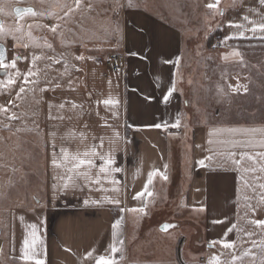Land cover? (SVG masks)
I'll return each instance as SVG.
<instances>
[{
  "label": "crops",
  "instance_id": "obj_1",
  "mask_svg": "<svg viewBox=\"0 0 264 264\" xmlns=\"http://www.w3.org/2000/svg\"><path fill=\"white\" fill-rule=\"evenodd\" d=\"M200 3L219 10L207 33L217 30L215 46L186 48L175 11L130 0H94L74 31L52 35L63 75L39 87L40 188L29 187L36 177L14 179L22 184L1 220L0 264H264V227L252 223L264 220V4ZM114 55L124 59L117 73L105 64ZM26 143L28 152L36 142ZM177 196L185 218L174 216L169 233L157 225L162 243L144 261L132 233L156 211L175 215Z\"/></svg>",
  "mask_w": 264,
  "mask_h": 264
},
{
  "label": "rangeland",
  "instance_id": "obj_2",
  "mask_svg": "<svg viewBox=\"0 0 264 264\" xmlns=\"http://www.w3.org/2000/svg\"><path fill=\"white\" fill-rule=\"evenodd\" d=\"M94 0H81L79 8L75 6L74 0H28L31 8L37 15H24L23 18H18L12 10L16 6L13 0L6 5V15H0L1 21L5 25V31L9 28L15 29L17 25L22 26L21 32H13L8 35H0V43L6 48V59L4 63L8 65L6 68H0V106L6 107V112H0V224L3 216L10 214L13 210V190L16 191L17 186L22 183L15 181L17 176H32L36 177V183L29 185L33 190L40 188V176L42 175V150L40 147L39 136V103H40V86L56 83L63 75V67L60 61V48L62 45L59 39H55L52 35H59L63 30H75L76 20L82 13H90ZM184 0H130L131 3L139 4L147 10L156 12L157 8H162L164 11H175V25L180 27L187 35L184 40V45L188 47H205L215 46L213 37L212 42L208 44V31H214L217 25L215 18L219 16L217 8H210L208 13L204 10L200 0H194L191 6L181 4ZM67 3L72 6L73 11L68 16L64 15V5ZM88 3L89 5H86ZM160 3V6H156ZM184 3V2H183ZM175 4V5H174ZM98 12L97 8L95 9ZM55 16V19L49 17ZM61 17H63L61 19ZM91 16L87 15L86 19L90 20ZM68 21L63 24L62 21ZM58 25L57 32L53 33L50 26ZM37 25H42L37 27ZM46 25V26H45ZM87 23H85L84 28ZM96 28L97 24L90 23ZM81 28V27H80ZM51 44V48L47 44ZM188 60L194 62L195 54H189L186 51ZM40 57L34 61L33 57ZM19 58V59H18ZM16 61V67L12 68L11 64ZM189 68V67H188ZM35 73L28 75L29 72ZM27 76L28 82L25 83L24 77ZM14 80L13 84H9L8 80ZM31 82V84H29ZM24 87L25 91L19 93V88ZM12 101V103H9ZM36 131L35 138L33 132ZM33 131V132H32ZM16 135V136H15ZM17 135L23 136L24 139H17ZM28 142H36L33 144V149H28ZM189 157V154H188ZM29 159L30 163L24 164ZM24 161V162H23ZM178 161L180 158L178 157ZM175 180L182 177L181 168L175 166ZM15 179V180H14ZM180 187H175V196L180 195ZM180 198L175 197V215L170 213L165 214L161 211H156L150 215L148 220L149 226L141 230L138 237V232H133V239L136 238L133 250L145 252L142 256L144 261H150L156 258L158 253L157 244L161 245L162 235L173 231V227L162 232L157 229V225L164 223L173 225L172 221L184 219L185 214L176 213ZM174 204V201H171ZM167 208L170 209V206ZM6 213V214H5ZM180 222V221H179ZM179 228L183 229L182 234L189 232L185 223H180ZM176 228V229H179ZM179 235V234H178ZM136 236V237H135ZM180 236V235H179ZM166 241V240H165Z\"/></svg>",
  "mask_w": 264,
  "mask_h": 264
},
{
  "label": "snow or ice",
  "instance_id": "obj_3",
  "mask_svg": "<svg viewBox=\"0 0 264 264\" xmlns=\"http://www.w3.org/2000/svg\"><path fill=\"white\" fill-rule=\"evenodd\" d=\"M10 2V0H0V15H6L7 14V12H6V5L8 4ZM41 2H43V0H41ZM74 2H75V6L77 7V8H79L80 7V5H81V0H74ZM219 2V0H217V3ZM260 2H261V4H264V0H260ZM215 5H213V4H209L208 5V7L209 8H213ZM64 7V15L65 16H68L69 15V13H71L72 11H73V8H72V6H70V5H68L67 3H65V5L63 6ZM25 14H30V15H32L33 17H35L36 15H37V13H35L32 9H20V8H16L15 9V15H16V17H18V18H23V16L25 15ZM49 18H51V19H55V16H52V17H49ZM244 19H247V17H244ZM42 25H37V27H41ZM46 26V25H45ZM235 27H239V25H234ZM57 28H58V25H56V24H53V25H51L50 26V30H51V32H53V33H56L57 32ZM258 28H259V30L261 31V32H264V23H261L260 25H258ZM257 30V28L256 27H254L253 29H252V31L253 32H255ZM21 32L22 31V26H20V25H17L16 26V28L13 30V29H11V28H9L8 29V31L6 32L5 31V25H4V23L3 22H0V35H8V34H10V33H13V32ZM46 44H47V42H46ZM47 47H49V48H51L52 46H51V44H47ZM234 56H238L239 55V53L238 52H233L232 53ZM40 57H33V59H34V61L36 60V59H39ZM82 58V57H81ZM19 59V58H18ZM6 67H8V65H6L5 63H4V52L3 51H0V68H6ZM11 67L12 68H15L16 67V61L14 60L13 62H12V64H11ZM35 73H33V72H29V74L28 75H34ZM24 80H25V83H27L28 82V78H27V76H25L24 77ZM8 83L9 84H13L14 83V80H12L11 78H9V80H8ZM25 91V88L24 87H20L19 88V93H23ZM172 91H174V87H173V89H171L166 95H165V97H164V100H165V102H167V100H168V98L172 95ZM9 103H12V101H9ZM104 103L105 104H110V103H114L113 101H111V100H106V101H104ZM63 105H61V107H62ZM8 109L6 108V107H4V106H0V112H6ZM179 124H180V121H179V119H177V121H176V123L173 125V127H178L179 126ZM156 127H158V128H160V127H163V128H167V124H163V125H160V124H157V125H155ZM249 159H252V157H249ZM235 162V161H234ZM55 163V162H54ZM80 163L81 164H83L84 163V161H80ZM109 163H111V161H109ZM200 163L201 164H203V161H200ZM101 171H103V168L101 169ZM260 171H262V172H264V167H261V169H260ZM157 173H151L150 175H149V177H148V183H151L152 182V177L154 176V175H156ZM163 179H167V176L165 175V176H163L162 177ZM97 183H99V181L97 180ZM113 183H115V181H113ZM261 187H264V185H261ZM140 195H143V193H141ZM148 195L149 196H151V192H149L148 193ZM261 202H264V195H262L261 196ZM254 211V210H253ZM120 220H117L115 223H114V225H113V228H114V230L116 229V228H118L119 227V225H120ZM252 223L253 224H255V225H257V226H259V227H264V220H258V221H256V220H254V221H252ZM170 227H174V225H169V224H165V225H163L162 226V231H166V230H168ZM231 230V229H230ZM122 243V242H121ZM222 247H224V248H230V247H232V245L230 244V243H228V242H222ZM117 251V248L115 247V246H113L112 247V252L113 253H115ZM89 256H91L92 254L91 253H89L88 254ZM96 264H115V261L114 260H112V259H105L104 257H100L97 261H96ZM213 264H221V262L219 261V260H215L214 259V261H213Z\"/></svg>",
  "mask_w": 264,
  "mask_h": 264
},
{
  "label": "built area",
  "instance_id": "obj_4",
  "mask_svg": "<svg viewBox=\"0 0 264 264\" xmlns=\"http://www.w3.org/2000/svg\"><path fill=\"white\" fill-rule=\"evenodd\" d=\"M107 68L113 72L117 73L122 71L123 69V64H124V59L122 55H114L110 57L106 62H105Z\"/></svg>",
  "mask_w": 264,
  "mask_h": 264
},
{
  "label": "flooded vegetation",
  "instance_id": "obj_5",
  "mask_svg": "<svg viewBox=\"0 0 264 264\" xmlns=\"http://www.w3.org/2000/svg\"><path fill=\"white\" fill-rule=\"evenodd\" d=\"M16 4V6L14 7V9L12 10V12L14 13L15 15V9L16 8H20V9H32L28 0H13ZM33 10V9H32ZM34 11V10H33ZM25 15H28V14H25ZM16 16V15H15ZM1 20V19H0ZM2 22V21H1Z\"/></svg>",
  "mask_w": 264,
  "mask_h": 264
},
{
  "label": "water",
  "instance_id": "obj_6",
  "mask_svg": "<svg viewBox=\"0 0 264 264\" xmlns=\"http://www.w3.org/2000/svg\"><path fill=\"white\" fill-rule=\"evenodd\" d=\"M0 22H1V20H0ZM0 51H3V52H4V60H5V59H6V48H5V46L2 45L1 43H0ZM165 224H166V223L160 225L159 230H160L161 232H164V231H162V226L165 225Z\"/></svg>",
  "mask_w": 264,
  "mask_h": 264
},
{
  "label": "trees",
  "instance_id": "obj_7",
  "mask_svg": "<svg viewBox=\"0 0 264 264\" xmlns=\"http://www.w3.org/2000/svg\"><path fill=\"white\" fill-rule=\"evenodd\" d=\"M217 33V30L208 38V44H210L212 42V37L213 35Z\"/></svg>",
  "mask_w": 264,
  "mask_h": 264
}]
</instances>
